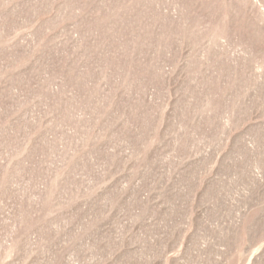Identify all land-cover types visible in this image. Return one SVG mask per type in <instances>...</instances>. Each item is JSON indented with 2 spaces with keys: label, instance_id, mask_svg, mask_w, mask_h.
Instances as JSON below:
<instances>
[{
  "label": "rangeland",
  "instance_id": "obj_1",
  "mask_svg": "<svg viewBox=\"0 0 264 264\" xmlns=\"http://www.w3.org/2000/svg\"><path fill=\"white\" fill-rule=\"evenodd\" d=\"M0 264H264V0H0Z\"/></svg>",
  "mask_w": 264,
  "mask_h": 264
}]
</instances>
